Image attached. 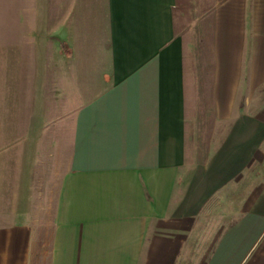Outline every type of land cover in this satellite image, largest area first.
<instances>
[{
	"label": "crops",
	"instance_id": "obj_1",
	"mask_svg": "<svg viewBox=\"0 0 264 264\" xmlns=\"http://www.w3.org/2000/svg\"><path fill=\"white\" fill-rule=\"evenodd\" d=\"M57 2L65 19L89 15L74 27L97 70L82 77L74 59L65 75L46 60L39 202L26 193L27 222L0 217V264H264V0H215L194 61L177 0ZM70 82L72 98L91 96L66 122L55 100ZM13 163L0 159V214ZM213 210L226 215L209 230Z\"/></svg>",
	"mask_w": 264,
	"mask_h": 264
},
{
	"label": "rangeland",
	"instance_id": "obj_2",
	"mask_svg": "<svg viewBox=\"0 0 264 264\" xmlns=\"http://www.w3.org/2000/svg\"><path fill=\"white\" fill-rule=\"evenodd\" d=\"M67 6L69 4H61L57 0H0V159L12 156L14 158L12 170L14 168L16 172L14 193H10L9 199L3 203L0 217L15 213L18 214L15 221L19 223L27 222L33 217L34 201H27L26 193H33L34 200L39 202L37 184L40 179L37 177L41 170L39 168L34 170L36 177L33 176L35 182L33 181L32 187L25 184V175L29 177L33 175L32 170L36 163L33 161L41 158L39 137L33 128H39L42 124L45 126L47 121L43 120L49 118L44 113V94L37 81L43 73L49 75L55 73V67H47L46 60L51 64L59 57L60 62H64L65 65L59 69H62L65 75L73 71L74 59L80 60L78 70L82 77L94 74L97 70L93 63H90L94 61V54L89 49V39L85 34L87 31L84 32L83 25L74 27L75 20L83 23L85 18L88 23L89 15L80 14L79 20L74 21L73 18L65 19L68 14ZM198 21L199 19L186 27L194 25L192 28L195 33L192 35L190 31L189 34L193 42V45H189V53H192L193 57L188 56L193 61L201 57V22ZM57 46L61 52L56 50ZM205 54L211 59V52ZM70 86L67 93L65 91L58 96V102L55 100V107L59 111L65 101L66 122L72 115L69 108L74 111L91 96V93L81 95L75 91L72 98L71 82ZM16 124L21 125L23 129L14 132L8 140L5 137L8 133L6 129ZM29 126H33L31 127L33 130L30 131ZM197 134L200 136L201 132ZM31 146L39 153L38 155L30 154ZM208 149L210 151V148ZM206 214L204 218L208 219L209 225L212 223L208 227L209 230L214 229L212 225L216 220L222 218L223 214L226 215L219 210L208 211Z\"/></svg>",
	"mask_w": 264,
	"mask_h": 264
},
{
	"label": "trees",
	"instance_id": "obj_3",
	"mask_svg": "<svg viewBox=\"0 0 264 264\" xmlns=\"http://www.w3.org/2000/svg\"><path fill=\"white\" fill-rule=\"evenodd\" d=\"M215 5V0H177L174 8V24L178 33L203 17Z\"/></svg>",
	"mask_w": 264,
	"mask_h": 264
}]
</instances>
